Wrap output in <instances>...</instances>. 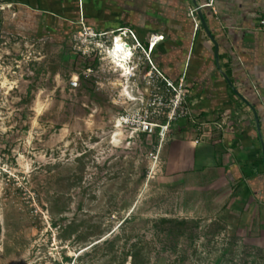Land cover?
Returning <instances> with one entry per match:
<instances>
[{
  "label": "rangeland",
  "instance_id": "obj_1",
  "mask_svg": "<svg viewBox=\"0 0 264 264\" xmlns=\"http://www.w3.org/2000/svg\"><path fill=\"white\" fill-rule=\"evenodd\" d=\"M67 20L0 1V264H264L256 212L172 169L195 131L153 119V95L171 96L149 45L130 102L107 56L114 35ZM145 111L166 132L123 120Z\"/></svg>",
  "mask_w": 264,
  "mask_h": 264
},
{
  "label": "crops",
  "instance_id": "obj_2",
  "mask_svg": "<svg viewBox=\"0 0 264 264\" xmlns=\"http://www.w3.org/2000/svg\"><path fill=\"white\" fill-rule=\"evenodd\" d=\"M0 1L41 15L80 16L106 32L127 24L146 44L152 34L164 35L155 47L157 69L171 81L185 80L190 107L201 119L230 116L223 132H195L182 142L180 164L168 159L172 169L198 171L213 203L251 209L255 223H264V0ZM196 8L219 45V63L203 26L195 31L189 13Z\"/></svg>",
  "mask_w": 264,
  "mask_h": 264
},
{
  "label": "built area",
  "instance_id": "obj_3",
  "mask_svg": "<svg viewBox=\"0 0 264 264\" xmlns=\"http://www.w3.org/2000/svg\"><path fill=\"white\" fill-rule=\"evenodd\" d=\"M200 9H192L189 13V16L193 19L195 24V31H198L202 28V23L198 18V11ZM84 28H87L84 23H81ZM261 25L264 27V20L261 22ZM90 32H94L92 28L88 27ZM113 35H126L127 40H132L133 47L136 50H143L144 53L148 54L147 48L139 41L136 36V33L130 28L118 29L111 32ZM96 34V33H95ZM108 33H103L101 35H106ZM98 36V35H95ZM165 40L164 35H154L152 34L149 38V52L153 53L155 45L157 46L159 43ZM151 67L157 73L158 77L164 80L166 83V93L171 96L169 103L165 97H160L158 93L153 95V104L149 106V108L153 107V119L154 117H167L168 124L170 125L172 122L178 119V117L187 119L192 127L195 129V132L200 135L210 134L214 131L223 132L227 125L229 124L230 116L228 113H224L220 119L215 121L203 120L199 116H197L191 109L189 101H188V86L185 80H180L178 83H175L169 79H166L164 75L157 69V67L150 61ZM76 85V83H74ZM175 96V99L172 97ZM150 111V110H149ZM149 111H145L144 115H132L131 117H123L125 123L138 124L143 128L144 132L154 133L157 128L163 129V133L166 132L167 127L160 125L155 122H150V114ZM157 126V127H155ZM195 143L199 144V138L196 139Z\"/></svg>",
  "mask_w": 264,
  "mask_h": 264
},
{
  "label": "bare ground",
  "instance_id": "obj_4",
  "mask_svg": "<svg viewBox=\"0 0 264 264\" xmlns=\"http://www.w3.org/2000/svg\"><path fill=\"white\" fill-rule=\"evenodd\" d=\"M135 51L136 49L127 41V37L124 34H115L112 41V46L107 50L108 60H110L111 64L114 65V67L122 74V78L127 81V83L124 84L123 92L124 96H126L130 102L138 101V98L132 95L130 92L131 81L136 77L135 68L133 66ZM123 127L124 122L122 120L117 121L116 128L118 133L115 135V142H117L118 137L122 135L121 129Z\"/></svg>",
  "mask_w": 264,
  "mask_h": 264
},
{
  "label": "trees",
  "instance_id": "obj_5",
  "mask_svg": "<svg viewBox=\"0 0 264 264\" xmlns=\"http://www.w3.org/2000/svg\"><path fill=\"white\" fill-rule=\"evenodd\" d=\"M197 9V8H196ZM198 15V14H197ZM44 17H46V16H44ZM65 17V16H64ZM55 18H57L58 20H62V21H68L69 22V20H67V19H71V20H73V21H76L77 22V19L79 20L80 19V16L78 17V18H73V17H70V16H66L65 18H61V17H55ZM190 19H191V21H192V23H193V26L195 27V24H194V21H193V19L190 17ZM84 21L87 23V21L84 19ZM87 25H89V23H87ZM75 27H72L73 28V30H72V32H74V31H77L78 29H82V25L81 24H77L76 23V25H74ZM89 27H92L91 25H89ZM123 28H129L128 27V25L127 24H125V25H122V26H120V27H118L116 30H118V29H123ZM130 29H132V28H130ZM133 30V29H132ZM70 31V30H69ZM134 31V30H133ZM135 32V31H134ZM142 43V42H141ZM142 44H144V46L146 47V48H148V43L146 44V43H142ZM154 52L152 53V55H153V58H155V55H156V53H157V48H154V50H153ZM173 82H175V83H178L179 81H173Z\"/></svg>",
  "mask_w": 264,
  "mask_h": 264
},
{
  "label": "water",
  "instance_id": "obj_6",
  "mask_svg": "<svg viewBox=\"0 0 264 264\" xmlns=\"http://www.w3.org/2000/svg\"><path fill=\"white\" fill-rule=\"evenodd\" d=\"M198 15H199V18H200V21H201V23H202V26H203V28L205 29V31L207 32V34L209 35V37L212 39V41L215 43V45H216V53H215V58H216V61H217V63H219V45L217 44V42H216V40L214 39V37L212 36V34H211V32H210V30H209V28H208V26H207V23H206V21H205V18H204V16H203V13H202V11H198ZM227 81H228V83L231 85V83H230V81L227 79ZM231 87H232V85H231Z\"/></svg>",
  "mask_w": 264,
  "mask_h": 264
},
{
  "label": "flooded vegetation",
  "instance_id": "obj_7",
  "mask_svg": "<svg viewBox=\"0 0 264 264\" xmlns=\"http://www.w3.org/2000/svg\"><path fill=\"white\" fill-rule=\"evenodd\" d=\"M149 45V44H148Z\"/></svg>",
  "mask_w": 264,
  "mask_h": 264
}]
</instances>
